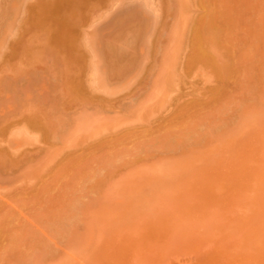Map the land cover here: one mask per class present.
I'll list each match as a JSON object with an SVG mask.
<instances>
[{
    "label": "rangeland",
    "instance_id": "374dc122",
    "mask_svg": "<svg viewBox=\"0 0 264 264\" xmlns=\"http://www.w3.org/2000/svg\"><path fill=\"white\" fill-rule=\"evenodd\" d=\"M221 1L258 35L255 73L220 47L230 82L196 0L186 34L176 0H0V264H264V0Z\"/></svg>",
    "mask_w": 264,
    "mask_h": 264
},
{
    "label": "bare ground",
    "instance_id": "6f19581e",
    "mask_svg": "<svg viewBox=\"0 0 264 264\" xmlns=\"http://www.w3.org/2000/svg\"><path fill=\"white\" fill-rule=\"evenodd\" d=\"M183 1H185V2H183ZM189 1V0H188ZM188 1L187 0H179V2H178V0H176V2H177V4L179 5V9H178V11H177V13L180 15L179 17H180V22L178 23V25L176 26L175 25V27H177L176 28V33H177V29L178 30H183L184 31V29H185V31L187 30H189V29H187L186 28V26L188 25V23L186 24V22L184 21V13H186V12H188L187 10H188V8L189 7H191L190 6V4H188ZM191 1H194V0H191ZM197 1V4L195 5L194 3H193V6L195 5V6H200L201 7V4L203 5V8L202 9H204V7L206 8V14H203V16L201 15V17L203 18H201L200 19V22L198 23V22H196V20H199V19H197L196 18V20H194V22L195 23H198V24H195L194 22V25H192V29H190L191 30V38H192V35L194 34V36H195V33H197L196 34V36H195V48H196V50L194 49V53H197L195 56H196V58L199 60H195L196 62L198 61V62H203L204 64L203 65H205V63L206 64H208L209 63V61H210V65L213 63V65H211V67H214L215 66V64L218 66V69L217 70H219L222 74V76L220 75V74H218L219 76H221L222 78L221 79H223V81H226V79L225 78H227L228 76L230 77V75L228 74L227 75V73H230V69H232L231 70V72H233L234 73V65H233V67L232 66H230V67H228L229 66V64L227 63V67H226V62H225V65H224V61L222 62V60H225L226 61V59H221L220 57H221V55H222V57H225L226 58V56H227V54H225L224 52H221L220 50H222L223 51V49L222 48H224V47H227V50L225 51V52H227L228 51V47L229 48H231L230 50H231V52H232V50H234V51H238V52H244V53H241V55L243 56V60L244 61H242V56L240 55V57H241V59H240V62L242 61V62H244V64H245V66L247 67V73L248 72H251V68H252V70L254 69L255 70V68L254 67H256L255 65H256V63H257V60H256V56H258V54H256V52H255V50L258 48V35H255V32L254 31H252V29H250V28H248L247 27V25H248V23H250V21L248 22V21H246V16L244 17V18H242V15H240V13H236L237 11H234V9H235V7L233 6V8H232V6L231 5H233V3L232 4H230L229 5V2L230 1H228L227 3H225V4H223V5H225L226 7H227V5L226 4H228V9H229V6L232 8V10H231V8L228 10L226 7H224V6H222V7H224V12L226 13V14H224V13H222L223 12V10L220 12V10L222 9V7L220 6V2L222 3V1L221 0H219V1H217V2H219V6L220 7H218L219 8V12L217 11V12H215V8H217L216 6L218 5V3L216 2V0H213V1H211V0H209V1H211L215 6H212V5H210L209 3H211V2H207V0H196ZM225 1H227V0H224L223 2H225ZM237 1V0H236ZM199 2V3H198ZM232 2H233V0H232ZM175 3V2H174ZM217 3V4H216ZM237 3V2H236ZM11 4V3H10ZM173 4V3H172ZM238 4H239V2H238ZM238 4H236V5H238ZM234 5H235V1H234ZM242 5H244V4H242ZM174 6V5H173ZM176 6V5H175ZM195 6H194V8H195ZM239 6V5H238ZM211 9H210V8ZM213 7H215L214 9L215 10H213L212 8ZM173 8H175V7H172V9ZM217 8V9H218ZM226 8V9H225ZM238 8H241L240 6L238 7ZM245 8V6L242 8V9H244ZM175 9H177V8H175ZM174 10V9H173ZM229 11V12H227V11ZM234 11V12H233ZM244 11V10H243ZM242 11V12H243ZM8 12V11H7ZM6 12V13H7ZM230 12H231V14H230ZM241 12V11H240ZM176 13V12H175ZM189 13V12H188ZM233 13H235V19L233 20L232 19V17H233ZM239 14V15H238ZM243 14H244V12H243ZM176 15V14H175ZM226 15V16H225ZM231 15V16H230ZM4 16V15H3ZM199 16V15H198ZM197 16V17H198ZM228 16H230L231 17V19L233 20V21H228L229 22V24H230V22H231V25H230V27H229V25L227 24V25H225L226 23V21H223V19L225 20V18H227ZM0 17H2V16H0ZM176 17V16H175ZM230 17H229V19H230ZM221 18V19H220ZM2 19V18H1ZM9 19V18H8ZM7 19V20H8ZM11 19V18H10ZM218 19L220 20V21H218ZM228 19V18H227ZM4 22V21H3ZM220 22H222V25H221V23ZM233 22V23H232ZM12 23V22H11ZM223 23H224V25H223ZM189 25H190V23H189ZM196 25V26H195ZM220 25V26H219ZM4 26H5V24H4ZM3 26V27H4ZM188 28H189V26H187ZM194 27V28H193ZM243 27H245V28H247L248 29V32H247V35H244L243 36V34H241V32H242V30H243ZM174 28V27H173ZM189 30V31H190ZM255 30H257V29H255ZM185 31H184V33L183 32H181V34L183 33V34H186L185 33ZM188 31V32H189ZM192 31H194V33H192ZM226 31H231V32H233L234 33V35L236 34V36H235V38H234V45H236L235 47L236 48H238L237 50L235 49V47H234V49L232 48L234 45L232 44L233 42L231 41L232 39H231V37H230V39L231 40H229L228 42L229 43H231L230 45H229V43L227 42V43H225L224 42V40H223V36L225 35L226 36V34L225 33H227ZM236 32V33H235ZM176 33H174V34H176ZM190 33V32H189ZM183 34H182V36H183ZM239 34V36H237ZM173 35V34H172ZM229 36H234L233 34H231L230 35V33L228 34ZM174 36V35H173ZM177 36V35H176ZM193 36V37H194ZM184 37V36H183ZM174 38H175V36H174ZM226 40H228L226 37H224ZM229 38V37H228ZM171 39H172V37H171ZM183 39V38H182ZM180 40V39H179ZM191 41V40H190ZM192 41H193V39H192ZM179 42V41H178ZM177 42V43H178ZM236 42V43H235ZM2 43V42H1ZM190 43V42H189ZM224 44V45H223ZM225 44H226V46H225ZM227 44H228V46H227ZM190 45H193V43H191ZM233 45V46H232ZM256 45H257V47H256ZM221 46H223L221 49H220V47ZM244 46H246V47H244ZM248 46V47H247ZM1 47V46H0ZM180 47V46H179ZM242 47H243V49L245 48V50L246 49H248V50H246V51H248L247 52V54H246V51H241V49H242ZM255 47H256V49H255ZM194 48V47H193ZM171 50H172V48H170ZM182 49V48H181ZM217 49V50H216ZM174 50V49H173ZM240 50V51H239ZM176 51V50H175ZM175 51H174V53H175ZM196 51V52H195ZM217 51H220V54H217V53H219V52H217ZM169 52V51H168ZM167 52V53H168ZM177 52V51H176ZM210 52V53H209ZM212 52H213V55H211L210 56V54H212ZM229 53H228V55L231 53L230 51H228ZM170 53H171V51L169 52V54L168 55H170ZM223 53H224V56H223ZM173 54V53H172ZM217 55V56H214V55ZM168 55H167V63H168ZM220 55V56H219ZM173 56V58H175L176 56H175V54H173L172 55ZM175 56V57H174ZM179 56V55H178ZM192 56V55H191ZM194 56V55H193ZM232 56V57H231ZM213 57H218V58H213ZM229 57V56H228ZM230 57H231V60L233 61V55H232V53H231V55H230ZM177 58V57H176ZM190 58V57H189ZM188 58V59H189ZM193 59L195 58V57H192ZM190 59V61H191V64L193 63V66L196 64L195 63V61L193 60V59ZM195 58V59H196ZM219 59V61L218 62H220L221 61V63H217V60ZM171 61H172V59H170ZM178 60V59H177ZM194 62H193V61ZM203 60V61H202ZM207 60V61H206ZM206 61V62H205ZM215 61H216V63H215ZM231 61V62H232ZM238 60H237V58H236V60H235V62H237ZM256 61V62H255ZM174 62V61H173ZM197 62V63H198ZM230 62V61H229ZM165 63V62H164ZM238 63V62H237ZM169 64V63H168ZM233 64V62L230 64V65H232ZM239 64V63H238ZM260 64V63H259ZM97 65V64H96ZM223 65V66H222ZM188 66H190V65H188ZM197 66V65H196ZM202 66V65H201ZM248 66H249V68H248ZM168 67V66H167ZM173 67V66H172ZM202 67H204V66H202ZM251 67V68H250ZM215 68V67H214ZM227 68H230L229 70H227ZM237 68V67H236ZM95 69H97L96 67H95ZM215 69V70H216ZM241 69V68H240ZM250 69V70H249ZM162 70V69H161ZM164 70H165V73L167 74V72L168 71H166L167 69H166V63H165V66H164ZM237 70H239V67L237 68ZM253 70V72L255 73V71ZM163 71V70H162ZM219 71H217L218 73H219ZM243 72H245L244 70H242ZM176 72V71H175ZM216 72V73H217ZM170 73V72H169ZM224 73V74H223ZM226 73V74H225ZM238 73V72H237ZM253 73V74H254ZM163 74L164 73H162V78H165V77H163ZM249 74V73H248ZM175 75V74H174ZM173 75V73H172V75H171V79H172V76H174ZM243 75H244V73H243ZM257 75H258V73H257ZM256 75V76H257ZM254 76V75H253ZM235 77V76H234ZM259 77V76H258ZM92 78H94L93 76H92ZM91 78V80H94V79H92ZM160 78V77H159ZM170 78V77H169ZM220 78V77H219ZM236 78V77H235ZM256 78V77H255ZM161 79V78H160ZM168 78H166V80H167ZM221 79H220V81H221ZM229 80V82L231 81L230 79H231V77L230 78H228ZM232 79H233V77H232ZM158 80V79H157ZM155 81V80H154ZM162 80H160V82H161ZM165 81V80H164ZM166 82V84L168 83V81H165ZM165 82H164V85H166L165 84ZM157 83V82H156ZM171 83H172V81H171ZM226 83V82H225ZM224 83V84H225ZM34 85V84H33ZM157 85V84H156ZM227 85V84H226ZM167 86H169V84L167 85ZM35 87V86H34ZM166 87V86H165ZM171 87V86H170ZM169 87V88H170ZM51 88V87H50ZM169 88H167L166 87V90L168 91L169 90ZM9 89V88H8ZM31 89V88H30ZM158 89V88H157ZM162 89V88H161ZM171 89V88H170ZM11 90V88L9 89V91ZM26 90V89H25ZM28 90V89H27ZM220 90H221V88H220ZM29 91V90H28ZM244 91V90H243ZM163 92H164V90H163ZM162 92V93H163ZM218 92V91H217ZM245 92V91H244ZM13 93V92H12ZM15 93V92H14ZM13 93V94H14ZM51 93V92H50ZM216 93V92H215ZM219 93V92H218ZM218 93H216V94H218ZM225 93V92H224ZM16 94V93H15ZM15 94L13 95V97H15ZM19 94V93H18ZM69 94H70V92H69ZM156 94V93H155ZM166 94V93H165ZM214 94V93H213ZM219 94H221V92L219 93ZM10 95H12V94H10ZM21 95H22V93L21 94H19V96L21 97ZM68 95V94H67ZM74 95V94H73ZM73 95L71 96V97H73ZM215 95V94H214ZM69 96V95H68ZM156 96H158L157 94H156ZM155 96V97H156ZM216 96V95H215ZM220 96V95H219ZM20 97H19V99H20ZM217 98H218V96H216ZM22 98V97H21ZM164 98V97H163ZM217 98H215L214 100H217ZM18 99V98H17ZM19 99H18V101H19ZM219 99V98H218ZM9 100H11V102H12V97H10V99ZM5 101V100H4ZM4 101H2L3 103H4ZM21 101V100H20ZM220 101V100H219ZM8 100H7V102H6V104H8ZM10 102V103H11ZM21 103V102H20ZM1 104V103H0ZM1 105H3V104H1ZM12 105H13V103H12ZM197 105H199V104H197ZM6 106V105H5ZM5 106H3V107H5ZM196 106V105H195ZM6 108V107H5ZM4 108V109H5ZM221 108V107H220ZM83 117V116H82ZM85 117V116H84ZM57 118H58V116H57ZM80 118V117H79ZM75 119V118H74ZM64 120V119H63ZM83 120H84V118H83ZM89 120H91V118L89 119ZM58 121V120H57ZM59 121H60V118H59ZM63 122V121H62ZM73 122V121H72ZM75 122V121H74ZM74 122L72 123V124H74ZM82 121H80V123H81ZM55 123V122H54ZM76 123V122H75ZM79 123V124H80ZM218 123V122H217ZM60 124V123H59ZM113 124H115V123H113ZM62 125H64V123L62 124ZM199 125V124H198ZM219 125V124H218ZM54 126H55V128L52 130L53 131V133H56L55 131H56V128L58 127L59 128V126H58V123H57V125H56V123L54 124ZM53 126V127H54ZM65 126V125H64ZM75 126V125H74ZM81 126H82V124H81ZM81 126H80V128H81ZM217 126V125H216ZM60 127H61V125H60ZM72 127H73V125H72ZM65 128V127H64ZM75 128V127H74ZM192 129V128H191ZM55 130V131H54ZM199 130V129H198ZM20 131V130H19ZM25 131V130H24ZM27 131V130H26ZM25 131V132H26ZM57 131H58V129H57ZM60 132H61V130H59ZM85 131V130H84ZM170 131V130H169ZM183 131H185V130H183ZM200 131V130H199ZM22 133H23V131H21ZM20 132V134H22ZM62 133V132H61ZM193 133V132H192ZM192 133H191V135H192ZM195 133V132H194ZM16 134H18V131H16ZM25 134V133H24ZM52 134V133H51ZM91 134V133H90ZM25 135H27V133L25 134ZM69 135V134H68ZM167 135V134H166ZM171 135V134H170ZM64 136H65V134H64ZM67 136V135H66ZM16 137H18V136H16ZM20 137V136H19ZM25 136L24 135H22V138L25 140V139H27L26 137L24 138ZM28 137V136H27ZM68 137V136H67ZM71 137H72V135H71ZM31 138V137H30ZM61 138V137H60ZM73 138V137H72ZM71 138V139H72ZM76 138V137H75ZM32 139H33V137H32ZM31 139V140H32ZM55 139V138H54ZM77 139V138H76ZM161 139V138H160ZM182 139V138H181ZM188 139V138H187ZM56 140V139H55ZM200 140V139H199ZM70 141V140H69ZM72 141H73V139H72ZM71 141V142H72ZM77 141V140H76ZM170 141V140H169ZM177 141V140H176ZM63 142V141H62ZM66 142H67V139H66ZM71 142H69V143H71ZM75 142V141H74ZM158 142H160V141H158ZM195 143V142H194ZM159 144V143H158ZM162 144V143H161ZM188 144V143H187ZM192 144H193V142H192ZM191 144V145H192ZM73 145V144H72ZM167 144H165V146H166ZM65 146V145H64ZM156 146V145H155ZM164 146V147H165ZM173 147V146H172ZM179 147V146H178ZM183 147H184V145H183ZM139 148V147H138ZM176 148V147H175ZM186 149V148H185ZM200 149H202L201 147H200ZM169 150V149H168ZM48 151V150H47ZM49 151H50V149H49ZM164 152H166V150L164 151ZM44 153V152H43ZM52 153V152H51ZM58 153V152H57ZM1 154V153H0ZM54 154H55V151H54ZM53 153H52V156H55ZM185 154V153H184ZM45 155H47V154H45ZM57 155V154H56ZM0 159H2V158H0ZM53 159V158H52ZM73 159V158H72ZM80 159V158H79ZM5 160V159H4ZM3 159H2V161H4ZM47 160V159H46ZM114 160V159H113ZM1 160H0V162L1 163H3ZM44 161V160H43ZM49 161V160H48ZM51 161V160H50ZM70 161V160H69ZM72 161V160H71ZM71 161H70V163H71ZM73 161H74V159H73ZM76 161V160H75ZM75 161H74V163H75ZM5 162V161H4ZM45 162V161H44ZM43 162V163H44ZM108 162V161H107ZM42 163V164H43ZM80 163V162H79ZM83 163V162H82ZM7 164V163H6ZM47 164V163H46ZM72 164H73V162H72ZM81 164V163H80ZM105 164H106V161H105ZM177 164V163H176ZM2 165V164H1ZM4 165H5V163H4ZM110 165V164H109ZM64 166V165H63ZM69 166V165H68ZM176 166V165H175ZM177 166H178V164H177ZM61 167V166H60ZM174 167V166H173ZM38 168H41V167H39L38 166ZM178 168H180V167H178ZM173 169V168H172ZM175 169H177V167L175 168ZM182 169V168H181ZM34 170V169H33ZM42 170V169H41ZM47 170V169H46ZM180 170V169H179ZM35 171V170H34ZM56 171H57V169H56ZM64 171H66V167H65V169H64ZM63 171V169H62V172H64ZM169 171H170V169H169ZM172 171V170H171ZM170 171V172H171ZM173 171H174V169H173ZM37 172V171H36ZM50 172V171H49ZM48 172V173H49ZM58 172V171H57ZM175 172V171H174ZM180 172V171H179ZM35 173V172H34ZM181 173V172H180ZM179 173V174H180ZM46 174V173H45ZM91 174V173H90ZM94 174V173H93ZM165 174V173H164ZM38 175V174H37ZM40 175V174H39ZM62 175H64V173H62ZM89 175V174H88ZM95 175H97L98 176V174H95ZM165 175H167V174H165ZM164 175V176H165ZM170 175V174H169ZM32 176V175H31ZM162 176H163V174H162ZM162 176H160V177H162ZM173 176V175H172ZM171 176V177H172ZM175 177H176V175H174ZM41 177V176H40ZM64 177V176H63ZM170 177V176H169ZM175 177H173V179H175ZM178 177V176H177ZM25 178V177H24ZM57 178V177H56ZM91 178H92V176H91ZM179 178V177H178ZM177 178V179H178ZM163 179V178H162ZM167 179V178H166ZM171 178H169V179H167V181L168 182H170L169 180H170ZM58 180V179H57ZM59 180H60V178H59ZM62 180V179H61ZM78 180V179H77ZM86 180H88V179H86L85 178V181ZM103 180V179H102ZM165 180V179H164ZM160 181V180H159ZM162 181V180H161ZM171 181H173L172 179H171ZM105 183H106V181H105ZM167 183V182H166ZM175 183V182H174ZM164 184V183H163ZM100 187H101V185H100ZM137 187V186H136ZM145 188V187H144ZM147 188V187H146ZM140 189V188H139ZM147 189H149V188H147ZM148 191V190H147ZM150 191V190H149ZM145 193V192H144ZM143 194V193H142ZM141 194V195H142ZM144 196V195H143ZM80 197V196H79ZM140 197V196H139ZM142 197V196H141ZM75 198H76V196H75ZM149 199V198H148ZM140 200V199H139ZM18 201V200H17ZM94 203V202H93ZM143 203V202H142ZM141 203V204H142ZM107 204V203H106ZM144 204V203H143ZM18 206V205H17ZM92 206H94V205H92ZM109 206V205H108ZM145 206V205H144ZM78 207V206H77ZM89 207V206H88ZM123 207V206H122ZM3 208V207H2ZM18 208H20V207H18ZM80 208V207H79ZM98 208V207H97ZM103 208V207H102ZM101 208V209H102ZM113 208V207H112ZM119 208V207H118ZM60 209V208H59ZM114 209V208H113ZM124 209V208H123ZM104 210V209H103ZM84 211V210H83ZM95 211V210H94ZM106 211V210H105ZM137 211V210H136ZM99 212V211H98ZM70 213V212H69ZM100 213V212H99ZM123 213V212H122ZM7 214H9V211L7 212ZM63 214V213H62ZM93 214V213H92ZM71 215H72V213H71ZM71 215H69V216H71ZM77 215V214H76ZM122 215V214H121ZM6 216V215H5ZM17 216H18V214H17ZM64 216V215H63ZM87 216V215H86ZM7 217V216H6ZM67 217V216H66ZM77 217H78V215H77ZM105 217H106V215H105ZM61 218H63V217H61ZM72 218H73V216H72ZM97 218H100L99 217V214H98V217ZM59 219H60V217H59ZM65 219V218H64ZM81 219V218H80ZM79 219V220H80ZM87 219L89 220V218L87 217ZM94 219V218H93ZM75 220H77V219H75ZM83 220H84V218H83ZM91 220H92V217H91ZM9 221H10V219H9ZM62 221H63V219H62ZM71 221H72V219H71ZM97 221H98V219H97ZM103 221H104V218H103ZM68 222H70V220L68 221ZM78 222V221H77ZM76 222V223H77ZM84 222V221H83ZM94 222V220L91 222V223H93ZM4 223H5V221H4ZM49 223V222H48ZM65 223V222H64ZM63 223V226H65V224ZM75 223V222H74ZM85 223V222H84ZM97 223V222H96ZM1 224V223H0ZM68 224L69 223H67V225L66 226H68ZM80 224V223H79ZM94 224V223H93ZM8 226L10 225V223H8L7 224ZM7 226V227H8ZM63 226L61 227V228H63ZM6 227V228H7ZM10 227H12V226H10ZM9 227V228H10ZM48 227H49V225H48ZM69 227V226H68ZM84 227V226H83ZM110 227V226H109ZM46 228V227H45ZM3 229H5V228H3ZM59 229H60V227H59ZM81 229V228H80ZM103 229V228H102ZM101 229V230H102ZM7 230V229H6ZM47 230V229H46ZM64 230H65V228H64ZM75 230V229H74ZM83 230V229H82ZM95 230V229H94ZM103 230H105V229H103ZM4 231V230H3ZM13 231V230H12ZM45 231V230H44ZM57 232V231H56ZM68 232H69V230H68ZM67 232V233H68ZM86 232V231H85ZM5 233H6V231H5ZM10 233H11V230H10ZM58 233H59V231H58ZM61 233V232H60ZM60 233H59V236H61L60 235ZM99 233H101V232H99ZM98 233V234H99ZM17 234V233H16ZM16 234L15 235H13V236H15V238H16ZM54 234H55V232H54ZM78 234V233H77ZM8 235V234H7ZM58 235V234H57ZM76 235V234H75ZM83 235V234H82ZM95 235V234H94ZM17 236H19L18 234H17ZM71 236V235H70ZM101 236V235H100ZM100 236H98V237H100ZM37 237V236H36ZM42 237V236H41ZM62 237V236H61ZM69 237V236H68ZM78 237H79V235H78ZM77 237V238H78ZM95 237V236H94ZM13 238V237H12ZM44 238V237H43ZM55 238V237H54ZM71 238V237H70ZM42 239V238H41ZM74 239V238H73ZM72 239V240H73ZM83 239H84V237H83ZM82 239V240H83ZM11 240V239H10ZM13 240V239H12ZM15 242H16V239L14 240ZM81 241V240H80ZM14 242V243H15ZM33 242V241H32ZM38 242V241H37ZM41 242V241H40ZM69 242V241H68ZM76 243V242H75ZM84 243V242H83ZM11 244H12V241H11ZM18 244V243H17ZM63 244V243H62ZM74 244V243H73ZM15 245H16V243H15ZM36 245V244H35ZM94 245H95V243H94ZM34 246V245H33ZM71 246V245H70ZM74 246V245H73ZM18 247V246H17ZM16 247V248H17ZM40 247V246H39ZM49 247V246H48ZM75 247V246H74ZM14 248V247H13ZM12 247H11V249H13ZM72 249V248H71ZM75 249V248H74ZM75 251H78V249L77 250H75ZM29 253V252H28ZM55 253V252H54ZM69 253H71V251L69 252ZM74 253V252H73ZM72 253V254H73ZM42 254V253H41ZM56 255V254H55ZM64 255V257L66 258V255L65 254H63ZM63 255H62V257H63ZM2 256V255H1ZM75 256V255H74ZM63 257V258H64ZM26 258V257H25ZM64 258V259H65ZM63 259V260H64ZM1 260H2V257H1ZM4 260V259H3ZM27 260L28 261H30L29 259H28V257H27ZM31 260H32V258H31ZM70 260H72V259H70ZM81 260V259H80ZM35 262H36V260H34ZM39 261V260H38ZM65 261V260H64ZM67 261V260H66ZM82 261H83V259H82ZM22 262V261H21ZM25 262V261H24ZM32 263V262H31ZM38 263V262H37ZM42 263V262H41ZM24 264V263H23ZM27 264H30L29 262L27 263ZM65 264V263H64Z\"/></svg>",
    "mask_w": 264,
    "mask_h": 264
}]
</instances>
